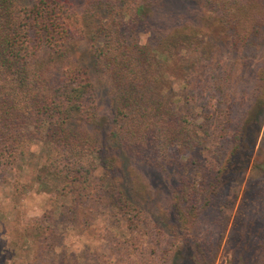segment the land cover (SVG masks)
I'll return each instance as SVG.
<instances>
[{"label": "trees", "instance_id": "obj_1", "mask_svg": "<svg viewBox=\"0 0 264 264\" xmlns=\"http://www.w3.org/2000/svg\"><path fill=\"white\" fill-rule=\"evenodd\" d=\"M148 29L155 36L142 45ZM79 43L87 62L75 53ZM220 48L234 53L232 63L217 62ZM194 58L209 71L215 115L195 68L182 73L178 102L164 94L170 72ZM263 123L264 0H83L80 9L65 0H0V179L40 143L36 180L68 201L36 221L39 248L55 238L57 212L85 229L101 215L130 232L119 253L148 256L137 245L146 230L137 191L126 185L140 168L167 189L164 214L180 241L172 264L182 254L212 263L214 248L194 241L197 221L247 171ZM256 247L259 255L246 262L240 250L233 264H264V240Z\"/></svg>", "mask_w": 264, "mask_h": 264}, {"label": "rangeland", "instance_id": "obj_2", "mask_svg": "<svg viewBox=\"0 0 264 264\" xmlns=\"http://www.w3.org/2000/svg\"><path fill=\"white\" fill-rule=\"evenodd\" d=\"M65 1L71 7L80 9L83 0ZM191 8L197 6L191 4ZM214 19L213 15H209V22ZM154 36L155 32L148 29L139 35L140 43L147 45ZM212 40L211 49H218L214 43L217 40ZM76 48L78 50L75 53H81L87 62L84 44L79 43ZM215 55H218L217 62L220 61L221 65L234 61V53L228 48H220ZM203 66L205 65L195 58L177 66L170 72L164 94L178 102L177 97L184 89L182 73L195 68L201 82L206 86L202 100L207 103L208 111L215 115L216 98L211 96L207 89L210 83L209 71ZM252 81L251 78L250 86ZM44 159V147L40 143H32L28 154L18 161L13 170L5 172V181L0 179V249L5 264H172L169 252L179 247L180 241L170 223V226L167 224L164 214V211L169 209V195L165 187L161 188V178L158 175L140 168L131 174V179L126 181V185L135 187L137 191L133 193V200L141 207L139 218L146 229L137 245L144 248L147 246L148 256L137 258L133 254L119 253L118 241H124L125 243L120 244L130 247V232L125 224L113 225L105 222L101 215L96 216L85 229L79 224L78 218L76 220L66 217L62 223L57 212L51 226L55 238L47 240V245L39 248L36 221L42 218L46 211H53L60 203L68 202L64 198L52 197L51 192L45 193L39 186L36 175ZM101 172L99 170L98 174L101 175ZM143 181L150 185L147 191L140 188ZM229 186V191L220 193L222 197L218 209L201 215L193 233L194 241L204 248L209 245L214 248L212 258L209 259L212 261L210 264H233L235 253L240 250L246 262L261 253L262 248L256 247V244L259 240H264V123L251 165ZM80 215L81 211L79 218ZM219 219L225 222L220 223ZM133 248L134 246H131V249ZM166 254L167 257L164 256ZM176 260V264L190 263L185 254Z\"/></svg>", "mask_w": 264, "mask_h": 264}]
</instances>
